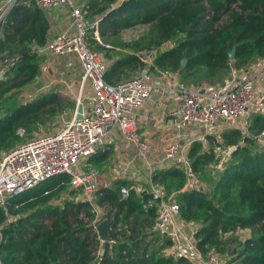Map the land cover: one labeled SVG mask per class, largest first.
<instances>
[{"label": "trees", "instance_id": "trees-1", "mask_svg": "<svg viewBox=\"0 0 264 264\" xmlns=\"http://www.w3.org/2000/svg\"><path fill=\"white\" fill-rule=\"evenodd\" d=\"M85 2L88 18L99 21L98 28L94 22L88 27L87 42L108 62L105 77L111 83L144 69L179 75L181 81L199 77L220 82L233 68L248 69L264 58V0ZM140 26L145 30L139 36L123 37V31ZM49 34L50 22L36 0H16L0 36V65L12 62L0 78V103L5 104L0 110V156L35 135L42 125L50 126L68 108L76 110V101L58 90L42 92L25 102L10 98L41 77L47 57L38 50L48 43ZM233 48L236 55L231 59ZM153 52V64H149L147 55ZM185 57L187 63L182 66ZM263 130L264 113L252 112L249 133L228 126L219 137L208 135L207 144L195 140L188 156L199 187L191 186L188 170L178 162L153 174L167 195L176 194L182 220L198 224V249L226 257V264H264V145L257 139ZM230 146L235 149L223 160L216 148ZM113 153L111 147L99 150L87 166L97 169ZM220 162L222 168L211 173L212 166ZM124 185L134 186L127 197L121 195ZM135 186L132 180L116 178L101 189L95 200L106 209L101 218L93 203L76 200L68 173L13 195L0 206L1 263L196 264L185 255L165 252L174 241L157 229L158 200ZM104 218L117 230L111 233L115 241L108 242L102 253V240L94 225ZM246 228L253 229L254 236L234 246L230 235Z\"/></svg>", "mask_w": 264, "mask_h": 264}, {"label": "built area", "instance_id": "built-area-1", "mask_svg": "<svg viewBox=\"0 0 264 264\" xmlns=\"http://www.w3.org/2000/svg\"><path fill=\"white\" fill-rule=\"evenodd\" d=\"M15 2L10 0L0 7V36L4 21ZM36 2L44 11L59 6L70 11V27L54 35L45 46L39 48V52L46 51L59 57L74 56L79 61L82 68L79 97L84 103V111L79 120L72 118L52 131L37 133L1 154L0 206H4L13 195L31 190L58 174L68 173L71 175V189L77 192L76 200L90 201L97 214L102 209L106 212L104 207L99 208L95 200L96 194L110 184L102 182L99 171L87 166V161L100 149L115 145L116 135L119 134L152 169L149 190L135 187L137 191L151 193L152 198L158 200L157 229L173 239L177 255H185L196 264H226L223 256L213 252L204 254L198 249L195 238L197 227L191 233L186 231L192 226L182 220L176 194L167 195L162 185L153 180V174L157 169L166 167L170 161L178 162L188 170L191 186L199 187L198 177L192 172L188 156L192 143L200 140L207 144L208 135L216 134L219 137L221 130L228 126L249 133L250 114L264 113V94L256 87L257 71L264 66L253 62L248 69L233 68L222 82L212 85L204 83L199 87L185 85L178 76L170 77L167 73L157 80L147 69L131 78L111 83L105 77L108 62L87 42L88 27L96 20L88 18L85 0ZM95 34L100 40L97 30ZM154 54L147 55L149 64H153ZM9 64L12 62L0 65L3 69L0 72ZM161 82L164 92L176 98L169 116L174 118L176 128L184 134L185 142L181 144L178 139L169 137L156 162L153 159V144L139 131L137 111L151 99L155 87ZM86 85L91 87V93L82 98ZM257 139L264 145V130L257 135ZM231 147L226 150L217 147L216 151L226 158ZM155 163L159 164L156 166ZM133 187L122 186L121 195L129 196ZM144 207H147L146 203ZM94 227L96 229L97 223ZM2 237L0 230V241ZM114 241L112 239L110 242Z\"/></svg>", "mask_w": 264, "mask_h": 264}, {"label": "crops", "instance_id": "crops-1", "mask_svg": "<svg viewBox=\"0 0 264 264\" xmlns=\"http://www.w3.org/2000/svg\"><path fill=\"white\" fill-rule=\"evenodd\" d=\"M0 1L3 2V0ZM45 14L50 22L49 40L53 38V36L57 33H62L70 27V11L66 7H54L46 10ZM94 24H96L98 28L99 21L96 20ZM97 34L99 35L98 29ZM42 54L46 55L47 58L42 64L43 71L38 81L42 78H47L43 76L44 70L46 68V74H49L48 76H54V74L56 75L58 73H62L58 75L63 76L64 79L67 78L71 81H76V84L75 82L73 83V85L75 84L74 88L81 89L79 82L81 80L82 68L79 61L74 56L59 57L51 55L46 51ZM257 73L259 74V76L257 77L256 87L258 91H261V93L264 94V68L258 70ZM31 85L24 87V89H27V87ZM77 92L78 97L76 98V100L74 97L76 103L78 102V98L80 96V90ZM90 93L91 87L89 85L85 86L83 88L82 95L84 97H87ZM175 104L176 98L173 95L164 92L161 82L157 87H155L151 99L147 101L143 108L137 111L139 131L144 138L148 139L153 144L155 152L153 159L156 162L157 159L161 157L164 151V147L169 140V137L178 139L181 144L185 142L184 134L176 128L174 118L169 116V113L171 112V109ZM197 130L200 131L201 129L197 128ZM110 147L114 152L111 159L109 160L110 162L101 165H110L109 168L101 170V166L99 168L97 167L102 182H107L112 185L113 181L116 178H122L126 180H132L138 187H141L144 190H149L151 186L150 183L152 169L138 157L136 149L130 146L119 134L116 135L115 145H112ZM107 148L109 147L100 150H104ZM155 164L157 166L159 163ZM98 214L100 215V218L104 217V209L99 211ZM189 225H191L192 227H198L196 223L190 222Z\"/></svg>", "mask_w": 264, "mask_h": 264}, {"label": "rangeland", "instance_id": "rangeland-1", "mask_svg": "<svg viewBox=\"0 0 264 264\" xmlns=\"http://www.w3.org/2000/svg\"><path fill=\"white\" fill-rule=\"evenodd\" d=\"M10 0H3V4H8ZM224 20L227 19V16H224L223 18ZM145 30V27H135V28H131V29H127L125 31H123V37L125 39H133L137 36H139L143 31ZM257 62V63H255ZM254 63L257 64L258 66H261L263 67L264 66V58L262 59H258L256 60ZM251 68V66H250ZM232 71V70H231ZM231 71L225 75H222V78H226L229 76V74L231 73ZM58 74H62V73H58ZM58 74H54V76H48L46 74V68L44 70V73H43V76L47 77L46 79L45 78H42L40 79L39 81L42 82V86H39L37 84V82L33 83V85L27 87V89L23 88L22 90L18 91V92H15L13 94H11V99L12 100H15V102H25L27 100H30V99H33L35 96H37L38 94L42 93V92H45V91H50V90H58L62 93H64L65 96L67 97H70L71 99H74L75 97V100L76 98L78 97V92L77 91H81V89H78V88H74L75 84H76V81H71L69 79H64L63 76L61 75H58ZM170 77H175V76H178L179 75H174V74H170V73H167ZM156 77V79H160L162 78V73H155V74H152ZM220 80V79H219ZM219 80L217 78H214L212 80H206L204 78H199V77H196L194 80H182L181 82L185 85H192V86H195V87H199L200 85L204 84V83H208V85H212V84H215L216 82H219ZM81 81H82V77H81V80L79 82L80 86H81ZM222 81V80H221ZM75 82V84L73 85V83ZM87 86V85H86ZM81 88V87H80ZM77 95V96H76ZM82 98H84V96L82 95ZM12 100H10L9 102H7V104H12ZM5 104H2L0 103V110H2L4 107ZM74 114H75V110L74 108H68L66 112H64L63 114H61L55 122H53L52 124H50V126H44L42 125L41 127L37 128L35 130V132L33 134H37V133H42V132H49V131H52L56 128H58L60 125H63L65 124V122H67L68 120L72 119L74 117ZM21 135L24 136L25 135V130H21ZM135 149V148H134ZM227 149V148H226ZM224 149V150H226ZM225 153H227V151H224ZM223 160L225 159L224 157H222ZM110 161L106 162V163H109ZM114 162V161H113ZM112 162V163H113ZM222 163L223 162H220V164L216 165V167H213L212 166V170H211V173H215L217 172L218 170H220L222 168ZM110 165H103L100 167L101 170H105L107 168H109ZM200 183V182H199ZM207 182H203L202 183V186L205 188L207 187L206 184ZM77 195V194H76ZM198 225V224H197ZM195 228L196 227H188V230H186L188 233H191L192 231H195ZM233 239H234V246L238 244V242L240 241H244L245 239L249 238V237H252L254 236V231L253 229L251 228H246V229H237L235 232H233L231 235H230ZM235 239L237 240L235 242ZM174 243L170 246H168L165 250V252L167 254H177V249L176 247H174ZM99 251L101 252V249H99ZM224 257V256H223ZM224 259L226 260V257H224ZM224 260V261H225Z\"/></svg>", "mask_w": 264, "mask_h": 264}, {"label": "water", "instance_id": "water-1", "mask_svg": "<svg viewBox=\"0 0 264 264\" xmlns=\"http://www.w3.org/2000/svg\"><path fill=\"white\" fill-rule=\"evenodd\" d=\"M94 18L91 19V21H93ZM236 55V49L233 48L230 53L229 56L231 59H234ZM182 66H186L187 63V58H183L182 59ZM4 76V72H0V78H2ZM37 84L39 86H42V82L41 81H37ZM83 111H84V103L82 102L81 98H78V102H77V107L75 110V114L73 119L74 120H79L82 115H83ZM235 148L232 146L230 149V153L234 150ZM96 230L102 240V250L101 252L104 253L107 243L110 242L112 240V236L111 233H114L117 229L114 225V223H112L108 218H104L102 221H100L97 224Z\"/></svg>", "mask_w": 264, "mask_h": 264}]
</instances>
